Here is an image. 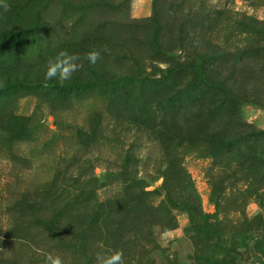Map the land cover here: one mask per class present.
Returning <instances> with one entry per match:
<instances>
[{
  "label": "rangeland",
  "instance_id": "374dc122",
  "mask_svg": "<svg viewBox=\"0 0 264 264\" xmlns=\"http://www.w3.org/2000/svg\"><path fill=\"white\" fill-rule=\"evenodd\" d=\"M8 2L0 264H264V0Z\"/></svg>",
  "mask_w": 264,
  "mask_h": 264
},
{
  "label": "clouds",
  "instance_id": "9594fccd",
  "mask_svg": "<svg viewBox=\"0 0 264 264\" xmlns=\"http://www.w3.org/2000/svg\"><path fill=\"white\" fill-rule=\"evenodd\" d=\"M11 7L8 0H0V9L4 13L10 12ZM103 51H107V49L105 48ZM102 59L101 50L93 49L81 55L70 53L67 49H61L47 61L44 80L45 82L55 81L60 86H64L75 73L82 70L85 61L94 66ZM45 86H47V83ZM44 264H64V261L60 256L45 254ZM97 264H124L123 252L117 250L110 254L100 253L97 255Z\"/></svg>",
  "mask_w": 264,
  "mask_h": 264
}]
</instances>
